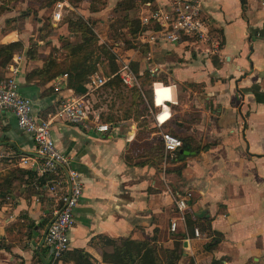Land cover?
<instances>
[{"label": "crops", "instance_id": "0c3cea01", "mask_svg": "<svg viewBox=\"0 0 264 264\" xmlns=\"http://www.w3.org/2000/svg\"><path fill=\"white\" fill-rule=\"evenodd\" d=\"M149 1L162 5L168 0ZM199 2L217 51L192 37L146 41V30L135 36L133 46L117 48L121 57L152 76L155 111L149 127L155 128L147 131L148 138L160 139V132H167L181 140L166 163L154 164V156H129L137 140L133 121L109 122L108 130L98 131L53 117L51 136L70 157L81 183L68 248L51 257L56 264H74L66 257L72 248L83 249L96 264H128L126 257L109 252L105 237L115 239L127 256L152 235L155 243L170 247L179 234L182 253L176 264L187 257L193 264L214 259L219 264H264V5L257 0ZM20 4L25 2L0 0V44H26L24 32L14 25L23 20L17 16ZM41 62L15 51L0 64V75L17 65L18 91L30 98L34 114L44 116L72 90L64 73L43 83L28 77ZM22 155L37 157L31 135L16 125L8 109H0V264L37 263L43 229L58 203L57 193L41 188L42 179L29 162H20ZM14 168L26 172L11 173ZM186 191L191 194L182 220L174 198ZM184 214L203 222L206 230L198 237L190 234ZM171 219L174 231L169 230ZM16 221L28 223L22 243L12 239L10 226ZM212 237L214 243L204 249Z\"/></svg>", "mask_w": 264, "mask_h": 264}, {"label": "built area", "instance_id": "2783aa9c", "mask_svg": "<svg viewBox=\"0 0 264 264\" xmlns=\"http://www.w3.org/2000/svg\"><path fill=\"white\" fill-rule=\"evenodd\" d=\"M257 1L264 5V0ZM144 4L146 9L138 19L140 24L145 26L143 30H146V41L175 42L183 37H192L208 44L212 51H217L218 42L210 35L209 20L202 16L199 0H168L152 9L150 1L144 0ZM65 5L66 0H56L53 3L51 17L54 20L59 19ZM114 55L118 65L114 72L105 75L100 70L93 71L87 76L83 93H72L60 98L53 111L44 116L34 114L30 98L18 91L15 76L17 65H10V73L0 77V109H8L14 115L16 125L31 135L35 145L36 158L22 155L19 160L21 163L29 162L35 176L42 179L40 186L43 190L58 194V203L52 211L42 240L51 252L52 259L59 257L68 248V231L74 223L73 210L81 195V183L78 171L71 165L70 157L56 147L50 124L53 117H58L85 128L108 130L109 122L101 120L100 111L107 100L105 94H110V88L104 87V84L116 76L121 86L138 87V78L130 66L129 59L121 57L118 53ZM93 97L96 99L91 101L90 98ZM154 117L156 126H159L160 121L156 114ZM160 139L165 152L181 145L178 137L167 132H160ZM190 194L186 191L174 198V205L182 220ZM169 230H176L175 219L169 221ZM193 236H200L197 227L193 228Z\"/></svg>", "mask_w": 264, "mask_h": 264}, {"label": "rangeland", "instance_id": "374dc122", "mask_svg": "<svg viewBox=\"0 0 264 264\" xmlns=\"http://www.w3.org/2000/svg\"><path fill=\"white\" fill-rule=\"evenodd\" d=\"M22 1L25 4H20L22 7L18 9L19 13L17 16H20L23 20L15 22L14 25L17 30L24 32L23 38L26 40V44L22 43V48L18 51L26 55L28 54V56L31 55V57L33 55V58L30 59L42 60L40 66L44 63V57H47L49 60L54 61V64H56L54 66L59 69L66 68L74 58L71 54L70 45L81 41L80 31L84 28L78 26V18H81L83 24L90 27V30L93 32L94 40H91L89 49L92 51L91 57L94 60L95 57L105 56L107 53L101 50L100 45H103L102 49L111 51L114 54L117 52L121 53V50L117 48L124 46V39H130L124 23V15L137 18L146 9L144 0H133L131 7L129 8L127 5L125 10H123V6L126 3H122L118 6L117 11L114 10L115 2H112V0H108L111 1L109 3L107 0H66L67 5L63 6L59 19L54 20L51 17V11L55 0ZM92 6H95L97 9L103 8L104 10L100 14H95L96 16H92L94 15L90 14ZM54 66L51 68L55 69ZM143 87H146V85L139 87V89H143ZM132 88L134 87H123L120 85L118 89L111 88L109 96L105 94L104 97L107 100L100 109L102 114L101 120L112 116L113 118H118L117 122L122 121V119L130 122L133 121L137 128V140L133 141L129 156H134V154L142 156L143 154L150 157L152 154L160 152L161 157L159 158L158 154H156L154 164L157 165L159 162L160 165L164 164L169 160L170 154L165 152L163 148L159 147L158 149L157 138L155 137L153 140L148 138L149 133L147 131L149 129L143 126L144 124L150 125L152 123L155 108L153 104H149L150 106L146 104L148 95L144 91L143 95L138 96ZM124 123L127 124L128 122ZM134 160H136V156H134ZM3 196L0 193V200L3 199ZM26 233L27 229L25 230L24 227L20 226L19 231L15 234V238L22 243ZM156 244L158 256L163 261L165 254L162 249L166 246H163L162 243ZM54 261L56 260H52V262ZM181 264L193 263L187 257L184 261L182 260Z\"/></svg>", "mask_w": 264, "mask_h": 264}, {"label": "trees", "instance_id": "16d2710c", "mask_svg": "<svg viewBox=\"0 0 264 264\" xmlns=\"http://www.w3.org/2000/svg\"><path fill=\"white\" fill-rule=\"evenodd\" d=\"M132 1L133 0H116L114 4V10L117 11L118 6L122 3H126L123 6V10L127 8V5L130 8ZM154 6L155 5H151L150 9H152ZM90 10L94 11L98 9L95 6H92ZM124 23L126 25L127 33L130 36V39L129 38L124 39L125 44L122 47L127 48L133 46V42H132L133 39L140 31H142L145 28V26L140 24L138 17L133 18V17H129L126 14L124 15ZM77 24L80 28L83 27L84 29L80 31L81 41H77L70 45L71 54L72 56H74V58L71 60V63L66 68L59 69L56 68V66H54L56 65L54 64L55 63L54 61H51L49 60V58L44 57V63L42 64V66L30 69L28 71V77H36L38 78L39 82L43 83L52 79L55 75L59 73L61 74L64 73L66 76L67 86L72 90V93L74 95H78L85 91L84 83L87 79V76L93 71L100 70L103 74L109 75L110 73L114 72L117 69L118 65L114 53L102 49L103 45H100V47L101 50L107 52L106 55L101 57L97 56L95 57L94 60L92 59L91 57L92 51L91 49H89V46L91 44V40H94L93 32L90 30V27H87L83 24V20L81 18H78ZM21 48H22V43L20 40H13L0 44V64L2 65L5 62H7L11 54L15 51L20 50ZM28 58H33V55L32 57L31 55L28 56ZM52 66H54L55 69H52L51 68ZM130 66L139 80L138 82L140 86L139 85L138 86L141 87L146 85V87H143V89L141 88L139 89V87L137 88L135 86H133L134 88L132 89L136 91L138 96L143 95V93L145 92L146 95H148V98H146V104L150 106L152 104V100H151V90L149 85L152 76L149 74V71L147 69H142L140 71L136 62L130 61ZM0 77H2V75H0ZM120 85L118 78L116 76H113L104 84V87H109L110 89L111 88L118 89ZM117 120L118 118H113L112 116L107 117L105 119V121H109L112 124H115ZM143 126L144 127L147 126L148 127L147 129L149 130H153L155 128V127L154 128L149 127V125L147 124H144ZM156 140L158 142V149L159 147L163 148L161 140L159 138H157ZM156 154H158L159 158L161 157L160 152L154 153V155L152 154V156L156 158ZM143 162L144 161L136 162V164L137 163L141 164ZM10 172L11 173L13 172L14 174L15 173L24 174L26 171L21 168H14ZM26 177L28 180V173L26 174ZM184 222H185V227H187L186 229H188V232L190 234H193L194 227H197L200 233L203 230H206V226L203 222L200 221L198 222L195 219L192 220L189 218V215L187 214H184ZM20 226L24 227L25 230L27 229V233L25 234V236L28 238V223H26L25 221L24 222L16 221L12 223V225L10 226V231H12V229L14 230L12 231V233H14L12 239H17L15 238V234L19 231ZM181 237H183V234H179V237L173 239L172 245L170 247H163L162 251L165 254V259L163 261L158 256V249L156 248L157 244L154 242L153 235L149 239L141 240L139 242L140 250L135 253L129 254L127 256H124L121 253L120 246L115 239L112 238L110 239L108 237H105L104 241L107 245L110 246V250H109L110 253L116 254L121 258L126 257L128 260V264H176L177 259L182 253V247H181L182 240L180 239ZM213 239L214 238L212 237L209 241L205 242L203 244V248L204 249L209 248L214 243ZM47 249L48 248L43 243V246H40L39 248V253L44 258L45 264H51L52 261L51 252L49 251V253L46 254L45 250ZM66 257L72 260L74 264H96V262L90 257V254L81 248L69 249L67 251ZM35 260L37 262L36 264H42L39 255L36 256ZM53 264H56V261H54ZM105 264H110V263H105ZM211 264H219V263L218 260L214 259L212 260Z\"/></svg>", "mask_w": 264, "mask_h": 264}, {"label": "water", "instance_id": "95a60500", "mask_svg": "<svg viewBox=\"0 0 264 264\" xmlns=\"http://www.w3.org/2000/svg\"><path fill=\"white\" fill-rule=\"evenodd\" d=\"M46 228H47V224H46V226H45L44 229H43L40 244L42 243V240H43V234H44V232L46 231ZM41 261H42V264H45V261H44V259H43L42 256H41Z\"/></svg>", "mask_w": 264, "mask_h": 264}, {"label": "bare ground", "instance_id": "6f19581e", "mask_svg": "<svg viewBox=\"0 0 264 264\" xmlns=\"http://www.w3.org/2000/svg\"><path fill=\"white\" fill-rule=\"evenodd\" d=\"M155 96H156V93H155Z\"/></svg>", "mask_w": 264, "mask_h": 264}]
</instances>
